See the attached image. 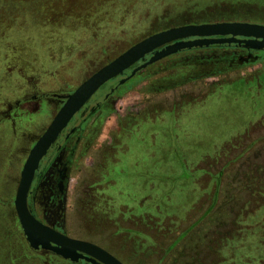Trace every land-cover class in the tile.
Masks as SVG:
<instances>
[{"label": "rangeland", "instance_id": "374dc122", "mask_svg": "<svg viewBox=\"0 0 264 264\" xmlns=\"http://www.w3.org/2000/svg\"><path fill=\"white\" fill-rule=\"evenodd\" d=\"M222 21L264 24V0H0V112L17 103L38 111L17 124L23 140L0 116V205L13 200L19 161L22 171L64 104L48 95L74 92L152 34ZM247 55L257 59L232 63ZM102 101L52 155L45 205L70 160L66 193L47 208L65 217L59 227L124 264H203L209 252L205 264H264V52L184 50L124 84L112 79L86 107ZM2 207L0 249L20 238Z\"/></svg>", "mask_w": 264, "mask_h": 264}, {"label": "water", "instance_id": "95a60500", "mask_svg": "<svg viewBox=\"0 0 264 264\" xmlns=\"http://www.w3.org/2000/svg\"><path fill=\"white\" fill-rule=\"evenodd\" d=\"M216 45H237L246 50L264 52V24L222 21L171 27L152 34L131 46L92 74L74 92L50 95L63 100L64 104L30 150L21 171V179L14 201L23 233L31 248L35 250L43 248L75 262L82 258L92 264H124L101 246L69 237L39 221L29 208V194L33 181L41 162L72 119L106 83L123 76L126 71L134 67L129 76L120 80V84H124L143 69L171 55L184 50ZM148 55L151 56L146 60ZM250 58L252 59L253 55L240 57L239 61L243 63L244 60L248 61ZM140 62L142 63L137 65ZM184 236H181L171 249Z\"/></svg>", "mask_w": 264, "mask_h": 264}, {"label": "flooded vegetation", "instance_id": "af4514ba", "mask_svg": "<svg viewBox=\"0 0 264 264\" xmlns=\"http://www.w3.org/2000/svg\"><path fill=\"white\" fill-rule=\"evenodd\" d=\"M150 56L151 55H148L146 60L149 59ZM141 63L142 62L138 63L137 65H139ZM133 68L128 70L129 71L128 75L120 76L117 79L120 78V80H121L122 78H124L126 76H129L131 71L133 70ZM118 83H119V81L117 82V84ZM110 91L114 92L115 90L113 88H111ZM53 94H68V93H53ZM50 95H52V94H50ZM50 95H48V97H51ZM108 97H109V95L106 94L105 99L107 100ZM38 98H39L38 96H33L31 99L32 100H37ZM40 98H44V96H42ZM51 98L54 99V100L60 101V102H64L63 100H60V99H56V98H53V97H51ZM102 102L104 103V101H102ZM102 102H97L95 104L92 103L88 107H86V105H85L80 110V112L78 113L79 114V119H77V120H79V123L77 125H76V121L77 120L74 121V118L72 119V121L70 122L69 126L64 130L62 135L59 137V139L62 138L60 140V142H58V140H59L58 139L57 142L53 145V147L48 152V155L41 162L40 168H39V170H38V172L36 174V177H35V179L33 181V184H32V187H31V191H30V194H29V208H30L31 212L33 213V215L35 217L36 216L42 217L43 220L45 221V222H42V223L52 227L55 230H57L55 227L61 229L62 230L61 233L65 234L67 236H69V234L67 232H65L62 228L59 227L60 224L65 223V221H66L65 217H64V221H62V223L58 222V220L53 219L51 217L50 210H49L50 216L47 214V208H49V209L57 208L58 205H59L58 203L60 202V200L63 198V196L66 193L67 184H68V181H69L70 160H66V162L61 163L60 167H58L56 169V171L54 172V184H53V187L50 186V188H49V193H50V197H51L50 198V203H49L50 205H45L46 203L43 202L42 200H41L42 204H37V202H36V194H37V191L40 188V186H42V191H41V195H40V197L42 198V193L45 192L46 184L48 182L47 179L49 178V176L50 177L53 176V175H51V173L49 171L50 170L49 169L50 168V164L54 160V159H52V155L53 154H56V155L60 154L66 148V147H64L66 145V143L70 142V140L74 137V135L84 128V126L88 123V121L91 119V117L95 116L100 111L101 107L103 106ZM101 103H102V105H101ZM17 105H20V103H17ZM61 141H62V143H61ZM73 155H74V151L70 152V157H72ZM16 220L19 223V227H20L21 231H23L17 214H16ZM24 237L26 239V236H24ZM69 237H71V236H69ZM72 238H74V237H72ZM76 239H78V238H76ZM26 241H27V239H26ZM27 243H28V241H27ZM28 245H29V243H28ZM28 249L31 251V253L33 255L32 261L33 260L34 261H33V263L31 262V264H92L91 262H88V261H86L85 259H82V258L79 259L76 262L72 261V260H69V259H64V258H62L60 256L55 255L51 251L45 250L43 248H39L38 250H35V249L31 248L30 245H29ZM170 250H171V248H170ZM13 256H14V254L12 255V259H13Z\"/></svg>", "mask_w": 264, "mask_h": 264}, {"label": "crops", "instance_id": "0c3cea01", "mask_svg": "<svg viewBox=\"0 0 264 264\" xmlns=\"http://www.w3.org/2000/svg\"><path fill=\"white\" fill-rule=\"evenodd\" d=\"M39 106H41V103L39 104ZM28 106L31 107L28 109ZM32 106H35L34 103H27L24 107H22L21 105L14 107L12 109V111L9 113V115H4L0 112V116L2 117V120L7 119L9 124L13 125V130L15 131V129L17 128V124H21L22 121H24V124H28L31 125L33 120H35L37 118V109H33L32 110ZM37 120V119H36ZM18 130H20L21 128H17ZM18 137L20 138V140L26 138L25 135H22V131H18ZM27 142V139L25 140ZM20 178H21V161H19V169L17 172V176H15L14 178V198L13 200H9L8 203L4 204V205H0L3 206L2 208H4V218L6 219V221L8 219H12L13 222L16 221V207L14 204L15 201V197H16V190L18 189L19 183H20ZM41 191H42V186H40V188L37 191L36 194V202L37 204H42L41 202ZM3 197V195L0 193V199ZM18 216V215H17ZM6 224L8 226H11L10 223ZM13 225V223H12ZM18 230L20 233V238H17V241L14 242V244H12L9 247H4L2 249H0V264H31V262L33 263L32 259H33V255L31 253V251L28 249L29 245L25 239V235L24 233H22L23 231H21L20 227L18 226ZM3 239H6L5 237ZM13 259H12V255Z\"/></svg>", "mask_w": 264, "mask_h": 264}, {"label": "trees", "instance_id": "16d2710c", "mask_svg": "<svg viewBox=\"0 0 264 264\" xmlns=\"http://www.w3.org/2000/svg\"><path fill=\"white\" fill-rule=\"evenodd\" d=\"M211 47H239V46H237V45H230V46H229V45H220V46H219V45H216V46H211ZM208 48H210V47H208ZM240 48H241V47H240ZM195 49H198V48H195ZM247 56H248V55H247ZM247 56H240V57H247ZM240 57H237V58H236L237 60H236V59L233 60L232 63H233V64L237 63V64H239V65H243V64L248 63V62H254V61L257 59V57H254V56H253L252 59L250 58L248 61L244 60L243 63H240V61H239V58H240ZM128 74H129V71H126L124 75H128ZM116 79H117V78H115V80H116ZM102 103H103V102H102ZM102 103H101V105H102ZM197 245H200V243H198ZM198 247L201 248L202 246H198ZM210 256H211V253L209 252V253L207 254V256H205V258L202 259V260H203V261H202L203 264H205L204 261H206V260L209 259V262H210V259L214 260L215 257H216V256L213 255V254H212L211 257H210ZM201 258H202V256H201ZM212 263H213V262H212Z\"/></svg>", "mask_w": 264, "mask_h": 264}]
</instances>
